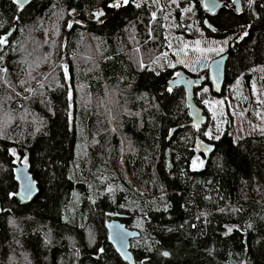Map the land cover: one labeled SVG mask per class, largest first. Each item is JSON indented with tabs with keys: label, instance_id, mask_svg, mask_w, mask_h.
Here are the masks:
<instances>
[{
	"label": "trees",
	"instance_id": "16d2710c",
	"mask_svg": "<svg viewBox=\"0 0 264 264\" xmlns=\"http://www.w3.org/2000/svg\"><path fill=\"white\" fill-rule=\"evenodd\" d=\"M229 1L208 16L224 29L215 35L227 52L217 93L230 91L260 123L227 110L204 166L192 171L206 121L188 123L185 92L178 84L169 92L168 79L206 65L192 51L175 67L149 65L167 45L164 5L30 0L21 9L0 0V34L13 27L0 49L8 69L0 72V264H264V0H243L238 12ZM253 83L261 90L251 93ZM193 92L207 120L203 100L216 94L205 82ZM15 157L37 187L23 204L9 196ZM75 193L78 219L67 215ZM113 212L139 231L131 262L105 239Z\"/></svg>",
	"mask_w": 264,
	"mask_h": 264
},
{
	"label": "rangeland",
	"instance_id": "374dc122",
	"mask_svg": "<svg viewBox=\"0 0 264 264\" xmlns=\"http://www.w3.org/2000/svg\"><path fill=\"white\" fill-rule=\"evenodd\" d=\"M153 5L160 4L164 5V33L167 40V45L164 50L156 57H154L150 64L152 69L157 71L165 65H177L173 62L176 57H181L180 59H187L186 54L192 51L194 56L199 57L202 60V65H206L208 59L218 53L219 49L222 47L216 33L210 34L208 30H205L200 17L197 15L196 5L193 4L191 0H147ZM243 2V0H242ZM241 2V4H242ZM230 6V1L227 3ZM178 29V30H177ZM205 31L207 32L206 35ZM209 34V35H208ZM1 37V34H0ZM11 39V38H10ZM8 40V42L10 41ZM199 41V45L196 44ZM8 44V43H7ZM7 44L0 45V49ZM187 44L188 47L184 49V45ZM171 45V47H169ZM181 49H184L181 51ZM196 49H203L204 51H198ZM208 49H216V51H208ZM1 52V51H0ZM0 65H3V61L0 60ZM253 85L257 91L261 90V85L253 83L251 93L253 91ZM210 87V86H209ZM200 88L198 91H202ZM215 97L205 96L203 100V105L206 110L207 120L203 127V130L198 131L200 135L204 138L211 140L209 136L205 135L206 132L211 131L212 136L215 137L223 128L225 122H227V110H233L241 114L242 118L252 119L253 122L259 124V118H250L249 114L240 110L239 107L233 105L231 102L230 91L222 92L220 94L215 93ZM204 101H209V104H205ZM224 101L223 104L217 102ZM169 166V163L166 164ZM108 187L106 190L109 192L116 189L114 183H107ZM96 188V186H93ZM79 193H75L74 196L67 203V215L70 218L78 219V207H79ZM81 216V214L79 213Z\"/></svg>",
	"mask_w": 264,
	"mask_h": 264
},
{
	"label": "water",
	"instance_id": "95a60500",
	"mask_svg": "<svg viewBox=\"0 0 264 264\" xmlns=\"http://www.w3.org/2000/svg\"><path fill=\"white\" fill-rule=\"evenodd\" d=\"M14 1V0H13ZM30 0H21V3H28ZM223 0H215V7L212 6V0H199L198 6L205 10L206 13H214L219 6H221ZM17 4V3H16ZM232 7L235 11H239L241 7L240 0H231ZM19 6V4H17ZM203 22L206 24V18H203ZM13 30L11 26L6 32L1 34V37H8L9 33ZM227 57V52H220L212 57H210L206 63L205 73H200L199 75L193 76L189 75L181 68H177L173 73L172 77L168 79V84L172 87L174 84L180 85L185 92V104L187 107V114L189 116L188 123L201 125L206 121V116L202 112L199 105L193 101V88L201 85L202 82L207 81L209 83L210 89L217 93L224 83V63ZM179 73V75H177ZM197 127V126H196ZM193 147L197 145H202L201 149L205 151V155L202 160H206L208 153L207 148L212 149L213 144L210 141H204L196 133L194 135ZM168 148H166V151ZM168 156L166 157V161ZM201 168V167H200ZM13 178L16 183V189L14 193H18L15 198L19 203H27L36 194L37 187L32 178L31 172L28 169V165L24 161H19L17 157L14 160L13 167ZM31 186V194L28 195L27 189ZM2 211L0 205V212ZM126 217L123 212H113L111 216L104 220L103 226L105 228V239L111 245L117 255L128 262L132 261V256L130 252V239L137 237L139 231L134 227H129L126 225L125 221L122 220Z\"/></svg>",
	"mask_w": 264,
	"mask_h": 264
},
{
	"label": "snow or ice",
	"instance_id": "6c2138e0",
	"mask_svg": "<svg viewBox=\"0 0 264 264\" xmlns=\"http://www.w3.org/2000/svg\"><path fill=\"white\" fill-rule=\"evenodd\" d=\"M14 2L17 3V4H19V7H20L21 9L24 8V3H21V0H14ZM129 2H130V0H114V2H113L111 5H109V7H115V8H118V7H120L122 4H123V5H127ZM154 2H155V0H154ZM251 2H252V0H250V3H251ZM136 6L139 7L140 5H136ZM212 6H213V8L215 7V0H212ZM73 11H74V10H73ZM95 15H96V17L98 18L99 16H102V15H103V12L101 11V12L95 13ZM153 19H155V13H153ZM68 27L71 28V27H72V24L69 23V24H68ZM247 34H248L247 32L244 33L245 36H246ZM8 35H11V33H9ZM242 38H243V37H241V39H242ZM7 43H8L7 37H0V45H2V44H7ZM199 43H200L199 41H196V44H197V45H199ZM225 43H227V41H225ZM169 47H171V45H169ZM187 47H188V45L185 44V45H184V49H186ZM184 49H181V51H183ZM196 50H198V51H204L203 49H196ZM208 51H216V49H208ZM223 51H225V49H224L223 47H221V48L219 49V52H223ZM0 60H2V57H0ZM180 63H183V61H180ZM170 66H171V67H175L174 64H172V65H170ZM63 70H64L65 79L67 80L69 77H68V68H67L66 65L64 66V69H63ZM193 70H194V69H193ZM7 71H8L7 68L0 67V72H7ZM177 75H179V73H177ZM33 79H35V77H33ZM21 83L23 84V83H25V81H21ZM237 84H239V81H237ZM41 87H43V85H41ZM25 91H33V89L28 88V89H25ZM168 91L171 92V91H172V88L169 87V88H168ZM204 91L207 92L208 89L205 88ZM253 91H254V92L256 91L254 85H253ZM18 95H19V94H18ZM259 102H260V103H264V101H259ZM204 103H205V104H209V101H204ZM217 103H219V104H223L224 101H219V102H217ZM241 114H243V113H241ZM256 115L259 116L260 113L258 112V113H256ZM196 126L199 127V125H196ZM261 131L264 132V129H261ZM205 135L209 136L210 138L217 139V140L220 138L219 136H215V137H213L211 131L206 132ZM206 151H211V149H210V148H207ZM13 155H15V152H14V151H13ZM203 165H204V160L200 159L199 157L194 158V159L192 160V167H193L194 170H196L198 167H203ZM27 192H28V195L30 196V194H31V186L28 187ZM16 195H18V193H10V194H9L10 197H11V196H16ZM197 218L199 219V217H197ZM231 231H232V229L229 228V229H228V232H231ZM100 251L102 252L103 249H100ZM163 255L167 256V255H169V253L165 252V253H163Z\"/></svg>",
	"mask_w": 264,
	"mask_h": 264
},
{
	"label": "flooded vegetation",
	"instance_id": "af4514ba",
	"mask_svg": "<svg viewBox=\"0 0 264 264\" xmlns=\"http://www.w3.org/2000/svg\"><path fill=\"white\" fill-rule=\"evenodd\" d=\"M240 2H242V0H240ZM224 4V2L222 3V5ZM241 6H242V4H241ZM230 7L232 8V10L234 11V12H238V11H235L234 9H233V7H232V4H231V0H230ZM240 10H241V7H240ZM239 10V11H240ZM216 12V11H215ZM214 12V13H215ZM203 13H205V14H203ZM214 13H212V14H214ZM212 14H208V13H206V11L205 10H203V12H202V15H201V17H200V20H201V22H202V25H203V27H204V29L205 30H208L210 33H216V34H220L221 33V31H223L224 29L223 28H221V27H219V26H217V25H215V24H213V23H211L209 20H208V16L209 15H212ZM203 18H206V24L203 22ZM10 28V27H9ZM8 28V29H9ZM7 29V30H8ZM13 31V30H12ZM11 36V35H10ZM9 36V37H10ZM224 65H225V63H224ZM225 67V66H224ZM175 72V71H174ZM208 86H209V83L207 82V81H204ZM202 140H204V141H210V140H208V139H206V138H204V137H202L201 138ZM201 147H202V145H197L196 147H195V149H193L192 150V154H191V156H190V158H189V169L190 170H194L193 169V167H192V160L194 159V158H197V157H199L200 159H203V157H204V155H205V151L204 150H202L201 149ZM166 152V151H165ZM166 153H168V150H167V152ZM204 166V165H203ZM200 169H202V167L200 168V167H198L196 170H194V171H198V170H200ZM122 220H124V218L122 219ZM125 221V220H124ZM127 226H129L128 224H126ZM138 237V236H137ZM135 238V237H134ZM133 239V238H132Z\"/></svg>",
	"mask_w": 264,
	"mask_h": 264
}]
</instances>
